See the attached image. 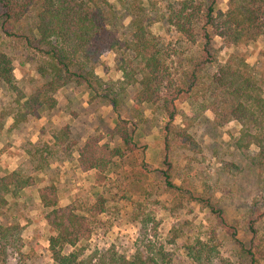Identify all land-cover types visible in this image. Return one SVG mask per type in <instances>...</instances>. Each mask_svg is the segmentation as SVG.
Returning a JSON list of instances; mask_svg holds the SVG:
<instances>
[{
    "label": "trees",
    "instance_id": "obj_1",
    "mask_svg": "<svg viewBox=\"0 0 264 264\" xmlns=\"http://www.w3.org/2000/svg\"><path fill=\"white\" fill-rule=\"evenodd\" d=\"M140 2L132 0L129 4L130 29L121 37L109 27L107 0H0V29L7 36H19L16 25L33 12L36 23L26 44L38 54L34 70L43 79L41 85L25 94L13 74L12 58L0 50V89L13 94V108L9 109L16 106L13 114L6 107L0 109V132L9 116L13 121L8 130L24 117L39 118L42 111L52 110L56 105L54 95L76 82L106 99L114 112L123 101H131L148 106L161 117L164 166L153 168L142 161L140 165L148 173L158 170L171 190L180 189L170 179L171 152L175 148L200 151L196 133L206 113L211 114L213 130L234 122L238 129L233 146L264 167V48L258 51L254 64H249L245 52L239 49L240 45L264 39V0H225L224 9L221 0H165L154 16L147 15ZM154 18L155 22L158 18L159 33L153 28ZM215 37L224 47L232 48L223 61L211 51ZM109 51L115 53L121 79L104 80L94 72L100 57ZM178 103L184 108L179 110ZM118 131L122 146L101 144L96 138L79 145L78 167L111 176L136 146V129ZM35 184L36 179L25 174L21 165L0 175V214L8 197H17ZM261 187L264 190V181ZM37 195L41 217L51 231L47 251L53 264H92L84 257L82 243L92 235L90 216L106 212V196L100 192L82 209V203L76 200L59 205L54 182L40 186ZM191 198L204 201L194 193ZM215 211L220 214L219 209ZM218 217L225 223L221 215ZM13 229L11 224L0 222L1 249L13 246ZM249 230L252 249L247 254L255 264L264 261V239L260 240L252 222ZM232 235L236 237L235 229ZM19 247L17 253L21 254ZM206 248L211 254L214 246L198 241L188 253L199 262ZM111 254L103 250L95 264H115ZM119 258V264H170L164 254L162 263L152 258L143 260L140 255L126 259L123 254Z\"/></svg>",
    "mask_w": 264,
    "mask_h": 264
},
{
    "label": "rangeland",
    "instance_id": "obj_2",
    "mask_svg": "<svg viewBox=\"0 0 264 264\" xmlns=\"http://www.w3.org/2000/svg\"><path fill=\"white\" fill-rule=\"evenodd\" d=\"M107 1L109 27L121 37L128 35L132 0ZM140 1L147 15L154 16L165 0ZM220 6L225 8V0ZM157 19H153V28L159 33ZM35 23L32 12L16 25L19 36H7L0 29V50L12 58L13 74L25 94L43 82L34 70L38 54L26 44ZM262 48L263 38L239 46L249 64L255 63ZM211 51L223 61L232 48L224 47L215 37ZM114 58L113 51L104 53L94 67L95 74L104 80L121 79ZM54 97L52 110L42 111L39 118L24 117L10 130L13 119L9 116L0 132V153L28 150L30 157L20 159L19 165L36 179L24 193L8 197L7 206L1 210L0 222L14 227L12 237L16 239L13 246L0 247V264H53L47 251L51 231L41 217L37 195V189L48 182L57 186L61 206L76 200L84 209L100 192L106 196V212L90 216L92 235L82 243L84 257L92 264L105 249L114 254L111 258L115 264L122 261L119 257L123 254L126 259L140 255L143 260L152 258L159 263L164 254L170 264H251L247 254L252 249L250 222L260 240L264 239V167L235 149L238 127L234 122L213 130L211 114L206 113L196 133L200 151L175 148L171 152L170 179L180 188L171 190L158 170L148 173L140 165L142 161L153 168L164 166L161 117L148 106L123 101L114 112L106 99L76 82L61 88ZM12 98L13 94L0 89V109L6 107L15 113L16 106L9 109L13 108ZM184 106L178 103L177 107L181 110ZM179 120L178 116L176 122ZM119 128L127 133L136 129V146L111 176L77 167L78 146L88 138L122 146ZM191 193L201 195L204 201H194ZM219 215L225 223L220 222ZM234 229L236 237L232 235ZM198 241L214 246L211 254L206 248L199 262L188 253Z\"/></svg>",
    "mask_w": 264,
    "mask_h": 264
},
{
    "label": "crops",
    "instance_id": "obj_3",
    "mask_svg": "<svg viewBox=\"0 0 264 264\" xmlns=\"http://www.w3.org/2000/svg\"><path fill=\"white\" fill-rule=\"evenodd\" d=\"M15 147L13 146V149ZM16 149V148H15ZM78 153V152H77ZM26 157H30L29 151L27 153L25 151L22 152H6L5 150H1L0 153V175L4 174L6 171H13L19 167L20 159H26ZM78 167V165H77Z\"/></svg>",
    "mask_w": 264,
    "mask_h": 264
}]
</instances>
